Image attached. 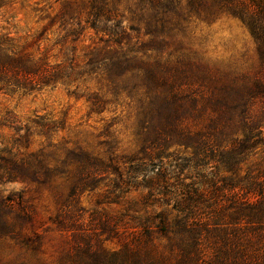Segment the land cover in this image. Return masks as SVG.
I'll return each instance as SVG.
<instances>
[{
  "label": "trees",
  "instance_id": "1",
  "mask_svg": "<svg viewBox=\"0 0 264 264\" xmlns=\"http://www.w3.org/2000/svg\"><path fill=\"white\" fill-rule=\"evenodd\" d=\"M120 1L89 0L85 18L60 16L64 34L58 41L70 44L69 55L53 63L1 28L0 92L38 94L92 78L99 88L86 96L89 113L101 114L108 95L133 103L142 145L137 155L123 156L129 165L125 178L117 167L112 169L120 192L146 193L139 192L121 211L93 210L84 226L77 196L95 188L97 174L111 166L73 151L59 165L46 158L44 148L21 151L29 145L26 126L11 142L0 133V186H51L58 176L70 179L68 162L80 165L51 218L69 237L56 264H264V166L248 163L264 144V0H133L129 12L137 23L129 25H123L115 6ZM223 13L248 29L256 50L251 67L210 66L177 41L194 19L213 22ZM88 29L98 42L77 52L76 43ZM32 123L46 138L64 128L63 121L39 115ZM166 146L202 153L215 147L218 161L234 176L219 180L231 193L221 194L216 184L207 189L191 177L172 180L160 162ZM12 213L14 219H9ZM33 215L20 193L3 196L0 190V238L35 256L41 236L24 232ZM111 237L118 239L119 249L104 245Z\"/></svg>",
  "mask_w": 264,
  "mask_h": 264
},
{
  "label": "rangeland",
  "instance_id": "2",
  "mask_svg": "<svg viewBox=\"0 0 264 264\" xmlns=\"http://www.w3.org/2000/svg\"><path fill=\"white\" fill-rule=\"evenodd\" d=\"M88 2L89 0H0V29L10 32L20 43L26 44L33 54L46 57L52 63L57 62L63 59L64 54L69 55L66 48L70 46L67 43L64 47L58 41L64 34L59 27L60 16L66 19H83L88 11ZM115 6L124 16L123 25L137 23L129 12L133 7V0H121ZM177 41L182 42L190 56L216 68H246L256 63L255 43L248 29L237 18L225 13L220 14L213 22L194 19L177 35ZM97 42L98 36L88 29L85 36L76 43V51L81 53L85 46ZM98 88L97 80L88 78L73 86L60 85L38 94L0 92V133L7 142L23 135L25 129L19 128L26 126L30 128L29 145L26 149L20 147L21 151L35 153L44 148L46 158L54 165H59L73 151L97 158L103 164L111 166L107 171L97 174L99 178L94 181L95 188L80 192L77 196V205L82 209L80 221L84 226H88V216L93 210L121 211L140 197L139 192L146 193L145 190L130 194L120 192V188L115 187L120 186V181L112 169L117 167L125 178L129 165L124 157L137 155L141 148L142 139L138 134L135 106L133 103L128 104L124 97L115 101L108 95L107 99L110 100L101 114L89 113L86 96ZM74 90L75 94H72ZM36 115L63 121L64 128L53 132L48 138L43 137L32 123ZM215 149L214 147L213 152L202 153L183 146H166L160 162L171 172L172 180L176 176L191 177L204 184L207 189L213 188L214 184L221 188L219 180L222 176H234L218 161ZM153 161L157 167V159L154 158ZM252 162L264 166V144L259 145L256 154L249 158L248 163ZM68 163L70 179L58 176L51 186L18 182H7L0 186L3 196L13 193L22 195L25 204L34 212L33 218L25 223L24 232L41 236L40 249L35 256L32 252L22 250L13 240L0 238V264L35 260L44 264H56L67 250L68 233L59 231L52 224L51 218L58 212L66 197L68 183L72 177L74 180L75 172L80 169L78 163ZM219 191L221 194L231 193L224 188ZM8 218L14 219V214H10ZM102 238L105 239L106 235ZM104 245L111 249L120 248L116 237L106 239Z\"/></svg>",
  "mask_w": 264,
  "mask_h": 264
}]
</instances>
